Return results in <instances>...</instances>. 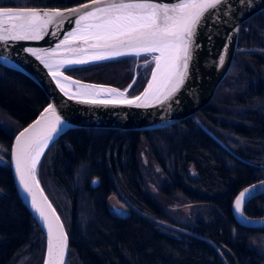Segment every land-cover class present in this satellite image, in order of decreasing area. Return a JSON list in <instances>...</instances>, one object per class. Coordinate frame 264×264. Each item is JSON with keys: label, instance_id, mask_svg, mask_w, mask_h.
<instances>
[{"label": "trees", "instance_id": "trees-1", "mask_svg": "<svg viewBox=\"0 0 264 264\" xmlns=\"http://www.w3.org/2000/svg\"><path fill=\"white\" fill-rule=\"evenodd\" d=\"M83 1L0 0V6L63 8ZM237 48L254 50L235 52L211 100L191 116L154 130L70 129L49 146L37 176L68 237L65 264H264V226L243 227L232 213L242 189L264 187V9L240 24ZM131 60L65 72L123 89L133 78ZM46 103L30 78L0 65V113L13 123L8 129L0 122V264L43 259L44 237L16 195L8 156L12 137ZM152 163L161 175L154 195L146 182ZM111 194L128 207L126 216L109 211ZM182 202L204 206L203 214L170 223L168 207ZM242 210L264 219V188Z\"/></svg>", "mask_w": 264, "mask_h": 264}, {"label": "water", "instance_id": "water-1", "mask_svg": "<svg viewBox=\"0 0 264 264\" xmlns=\"http://www.w3.org/2000/svg\"><path fill=\"white\" fill-rule=\"evenodd\" d=\"M162 4H174L178 0H153ZM90 4V0L76 3L67 7H18V6H0L3 9H12L14 11H37L54 12L59 10L63 13L62 17H56L52 23L47 26V30L42 39L39 40H8L0 41V65L22 73L30 78L44 93L47 103L36 114V116L25 124L11 139L9 147V168L14 184L15 192L21 204L28 211L34 222L40 229L44 237V252L41 264H45L48 258V228L44 223L40 213L32 206V195L25 192L23 186L19 184V177L15 168V152H16V138L25 129L34 125L36 121L41 119L44 109L52 104L56 108V114L61 117V124L57 125V131L52 133V139L47 140L46 146L39 157V162L36 165L35 184L33 185V192L36 196L37 205L43 208L49 214V220L54 221L55 217H59V223L63 225L59 214L50 202L46 193L44 192L38 180V168L42 157L49 148V146L59 138L65 131L76 128H98V129H114V130H154L171 126L179 122L195 112L199 111L205 106L213 97L218 85L221 83L225 75L230 69L234 54L239 51H252L251 48H237V38L239 27L242 22L250 18L257 12L264 9V0H228L224 6H218L216 15L209 17L203 27L198 26L195 41L200 47L195 52V58L189 63V78L181 86L180 90L169 100H162L157 103L154 98L143 100L138 103H147L150 106L137 107L136 104H127L122 102L117 103H83L80 98L69 99L78 91L79 85H94L97 88H114L123 92V97L112 98L107 93H100L97 97L100 100H132L137 96H141L144 90L148 87L152 80V70L155 69L156 64L154 57L159 56V52L141 54L140 56L127 55L120 57H113L101 61H91L87 64L66 66L67 70L85 66L111 62L123 58H149L151 61V68L143 88L134 95H129L128 92L135 82L136 75L133 76L132 81L123 89L117 88L110 84L94 83L83 81L66 74L65 68H61L62 76L57 79L68 91V95L61 92L57 85V80L53 79L49 69L45 67L44 63L37 59L36 55L26 51V49H33L37 55H41L44 60L53 62L55 60L63 59L65 56L73 54L66 53L63 47L55 51L51 57L44 55L45 52H52L56 49L57 44L64 40L65 36L76 28V19L80 13H70L68 10L80 8L82 5ZM88 10V9H83ZM214 10H209L213 12ZM207 15V14H206ZM3 18L0 17V20ZM11 23V22H8ZM7 26V25H5ZM211 36V39H209ZM92 41H90L91 43ZM81 46L86 49L88 53L97 51L96 49H89L82 41L77 40L72 45L65 47ZM223 55L224 61L220 63L219 57ZM64 77L68 79L65 80ZM78 82V83H76ZM127 90V91H125ZM162 99V98H161ZM177 101H179L177 103ZM50 115V114H49ZM209 132L206 128H204ZM47 133V124H41L29 133L30 138H34L37 143H41ZM210 133V132H209ZM222 144V143H221ZM226 149L227 147L222 144ZM228 150V149H227ZM94 183V182H93ZM245 189H249L246 198L242 203V208L245 201L252 196L253 185L242 189L234 198L232 203V213L235 221L246 228H256L264 226V219L250 218L243 213L235 211V200ZM51 205L49 208L48 206ZM54 213V215H53ZM246 217V219H245ZM63 231L66 234L64 225ZM67 236V234H66ZM69 249V242L67 237V247L63 256L62 264L66 263Z\"/></svg>", "mask_w": 264, "mask_h": 264}, {"label": "snow or ice", "instance_id": "snow-or-ice-1", "mask_svg": "<svg viewBox=\"0 0 264 264\" xmlns=\"http://www.w3.org/2000/svg\"><path fill=\"white\" fill-rule=\"evenodd\" d=\"M227 2L228 0H178L174 4H162L153 0H90L91 6L85 4L80 8L68 10L70 13H80L75 21L76 28L57 44L55 50L44 53L51 57L56 50L63 47L66 53L73 55L49 62L31 48L26 51L36 55L37 59L44 63L65 95H68V91L57 79L63 75L60 72L61 68L67 70L66 66L82 65L91 61L159 52L160 55L154 57L156 67L152 70V80L141 96L132 100H100L97 98L100 93H107L116 98L123 97L124 93L114 88L79 84L78 91L69 96V99L80 98L83 103L122 102L147 107L150 105L138 102L154 98L157 103H161L162 100L172 98L180 90L185 80L189 78V63L195 58L194 54L200 47L194 39L198 26L203 27L209 17L216 15L215 10L218 6L222 7ZM62 16L63 13L59 10L39 13L0 8V17L3 18L0 20V41L42 39L47 26L56 17ZM77 40L82 41L87 48L97 51L88 53L81 46L65 47ZM219 60L223 63L224 56L221 55ZM42 123L47 124V133L43 141L37 143L34 138L29 137V133ZM59 124L61 117L56 114V108L49 104L44 109L41 119L16 138L15 168L19 184L23 186L25 192L32 195V206L40 213L48 228V258L45 264H62L67 247V236L63 231V225L59 223V217L50 221L49 214L37 205L33 192L39 157ZM248 193L249 189H245L236 198L234 206L237 213H241L242 203Z\"/></svg>", "mask_w": 264, "mask_h": 264}, {"label": "rangeland", "instance_id": "rangeland-1", "mask_svg": "<svg viewBox=\"0 0 264 264\" xmlns=\"http://www.w3.org/2000/svg\"><path fill=\"white\" fill-rule=\"evenodd\" d=\"M145 60H147L146 57L137 59V60H131L130 61V67L131 70L133 72V76L136 75L135 77V81L140 78L144 80L148 71V68H146L145 70H139L138 66L140 65L141 62H143ZM135 83V82H134ZM0 122L7 127L8 129H10L13 126V123L11 122V120L5 115V114H1L0 113ZM4 158L0 152V163H4ZM143 161L145 162L146 159L144 158ZM151 169L150 171L147 172V188L150 190V192L154 195L156 194V189L154 187V180L157 181L159 179V177L161 176L159 173V169L155 164H151ZM155 178V179H154ZM258 185V184H256ZM253 185V189L251 193H255L260 187H262L261 184H259L258 186ZM106 204L107 207L109 209V211L114 214V215H120V216H126L128 214V207L125 205V203H123L122 201H120L116 195L111 194L107 200H106ZM169 210V216L168 217V221L170 223L179 225V224H188L189 222H193V220H195V218H197L199 215H195L194 214L201 210V214H203L204 211V206L200 205V204H195V203H189V202H182V203H174L172 204L170 207H168ZM176 212H180L179 214H177ZM168 222H164V226L167 228V230L171 231V230H175L177 229L174 225L170 224ZM172 233V232H171ZM173 234V233H172Z\"/></svg>", "mask_w": 264, "mask_h": 264}, {"label": "flooded vegetation", "instance_id": "flooded-vegetation-1", "mask_svg": "<svg viewBox=\"0 0 264 264\" xmlns=\"http://www.w3.org/2000/svg\"><path fill=\"white\" fill-rule=\"evenodd\" d=\"M149 63L148 62H146V60L144 59V61L143 62H141L140 63V65L138 66V68H139V70H145L146 68H148L149 69Z\"/></svg>", "mask_w": 264, "mask_h": 264}, {"label": "built area", "instance_id": "built-area-1", "mask_svg": "<svg viewBox=\"0 0 264 264\" xmlns=\"http://www.w3.org/2000/svg\"><path fill=\"white\" fill-rule=\"evenodd\" d=\"M139 59H140V58H139ZM146 62H148V63H149V65L151 66V61H150V59H149V58H147Z\"/></svg>", "mask_w": 264, "mask_h": 264}, {"label": "bare ground", "instance_id": "bare-ground-1", "mask_svg": "<svg viewBox=\"0 0 264 264\" xmlns=\"http://www.w3.org/2000/svg\"><path fill=\"white\" fill-rule=\"evenodd\" d=\"M134 59V58H133ZM134 60H137V59H134ZM149 66V71H150V68H151V66L150 65H148ZM112 98H116V97H112ZM254 185V184H253ZM251 186V185H250Z\"/></svg>", "mask_w": 264, "mask_h": 264}]
</instances>
